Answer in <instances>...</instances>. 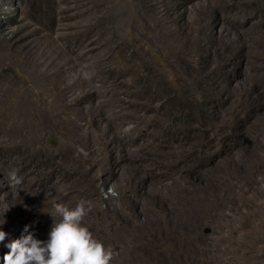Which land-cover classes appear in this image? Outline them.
I'll use <instances>...</instances> for the list:
<instances>
[{"label":"rangeland","instance_id":"1","mask_svg":"<svg viewBox=\"0 0 264 264\" xmlns=\"http://www.w3.org/2000/svg\"><path fill=\"white\" fill-rule=\"evenodd\" d=\"M170 1L0 0V264L94 198L111 264H264V0Z\"/></svg>","mask_w":264,"mask_h":264},{"label":"clouds","instance_id":"2","mask_svg":"<svg viewBox=\"0 0 264 264\" xmlns=\"http://www.w3.org/2000/svg\"><path fill=\"white\" fill-rule=\"evenodd\" d=\"M54 208L61 219L53 222L48 239L40 240L30 232L10 241L5 244L9 251L3 255V264H111L118 253L105 246L83 223L92 210L90 202L80 200L71 208L58 203ZM7 236L0 230V244Z\"/></svg>","mask_w":264,"mask_h":264},{"label":"trees","instance_id":"3","mask_svg":"<svg viewBox=\"0 0 264 264\" xmlns=\"http://www.w3.org/2000/svg\"><path fill=\"white\" fill-rule=\"evenodd\" d=\"M170 2H172V0ZM174 3L176 4V8H177V6L179 4V1L178 0H174ZM171 6H172V4L170 3L169 4V7L172 8ZM176 8H172V9L176 10ZM134 63H137V61H134ZM164 70L168 71L169 69L168 68H165ZM165 89H167V88H165Z\"/></svg>","mask_w":264,"mask_h":264},{"label":"bare ground","instance_id":"4","mask_svg":"<svg viewBox=\"0 0 264 264\" xmlns=\"http://www.w3.org/2000/svg\"><path fill=\"white\" fill-rule=\"evenodd\" d=\"M90 200H92V202H91V203H96V202H97V198L90 199ZM91 205H92V204H91ZM13 214H14V217H16L17 213H16V212H14ZM92 231H93V230H92Z\"/></svg>","mask_w":264,"mask_h":264},{"label":"water","instance_id":"5","mask_svg":"<svg viewBox=\"0 0 264 264\" xmlns=\"http://www.w3.org/2000/svg\"><path fill=\"white\" fill-rule=\"evenodd\" d=\"M205 231H206V229H205Z\"/></svg>","mask_w":264,"mask_h":264}]
</instances>
